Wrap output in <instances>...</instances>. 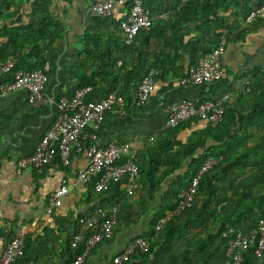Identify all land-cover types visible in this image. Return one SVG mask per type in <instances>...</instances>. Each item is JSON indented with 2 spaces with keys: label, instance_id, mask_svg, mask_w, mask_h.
I'll return each mask as SVG.
<instances>
[{
  "label": "trees",
  "instance_id": "16d2710c",
  "mask_svg": "<svg viewBox=\"0 0 264 264\" xmlns=\"http://www.w3.org/2000/svg\"><path fill=\"white\" fill-rule=\"evenodd\" d=\"M24 1L0 0V24L9 22L12 25L1 27L0 39L6 41L0 42V61L14 60L17 70L45 72L46 55L63 34L64 28L50 15V6L55 0H32L28 24H21L22 20L17 16ZM263 1L260 0L258 5ZM242 2L178 0L171 9L176 16L168 20L160 18L150 2L144 1L151 11L152 25L141 30L129 46L124 44L119 29L123 18L116 20L112 14L108 17L95 15L90 32L85 33L79 62L72 75L76 87L67 96L77 89L91 87L92 92L86 98L88 101H97L116 91L129 103L150 70H157V78L180 72V67L177 70L172 67L181 56L183 36L192 35L191 38L203 41L209 51L217 48L221 39H225L226 43L242 39L253 26H241L245 23V16L253 9ZM231 11L235 14L232 22L227 16ZM261 22L263 20L257 21ZM196 63L189 66L185 74ZM247 82L241 91L226 96L222 122L216 126L207 124L202 132L205 138L211 139L216 145L207 148V141L200 137L201 132L194 133L185 143L178 141L180 131L189 122L196 121L190 120L163 134L158 153L149 156L151 167L146 168L142 162L134 160L139 168V183L150 190L160 189L167 178L181 169L186 161L189 160L190 164L183 181L177 178L167 185L162 207L146 232L132 240H147V252L137 251L123 264H209L224 256L232 236L230 230L249 234L256 229L259 219L264 215V66L251 75ZM209 158L215 160L216 164L201 174L191 206L173 216L156 233L158 220L175 209L179 194L188 188ZM55 161L59 162L58 156ZM162 168V173L158 175V170ZM251 169H254L255 176L233 193L236 200L231 205L230 213L221 216L219 224L211 231H196L194 224L202 226V217L210 212L209 207L216 200L220 189L233 187L227 172L240 174ZM228 180L229 184H225ZM89 189L94 193L92 186ZM99 194L100 199L107 198L108 201L98 209L117 207L119 225L129 204L128 201L124 202V184L111 185L108 191ZM86 203H92L91 197ZM186 251H190V254H185ZM253 251L251 248L244 254L242 264H253ZM79 252L72 250L71 260Z\"/></svg>",
  "mask_w": 264,
  "mask_h": 264
},
{
  "label": "crops",
  "instance_id": "0c3cea01",
  "mask_svg": "<svg viewBox=\"0 0 264 264\" xmlns=\"http://www.w3.org/2000/svg\"><path fill=\"white\" fill-rule=\"evenodd\" d=\"M31 1H24L17 16L23 25L28 24ZM144 1L150 2L160 18L169 20L176 16L175 11L171 9L176 6L178 0ZM259 1L243 0L242 4L255 8ZM91 4V0H55L50 6L52 19L64 28V32L46 55L44 71L48 76L45 87L47 103L39 108L29 106L25 90L0 96V256L14 234L22 231L25 235L24 255L16 264H68L72 253L69 248L70 240L78 231L79 220L92 216L101 204L108 201L107 198L100 199L99 193H93L89 189L92 184L76 185L77 172L87 165L84 153L73 154L67 167L55 161L41 172L25 170L19 176L15 173L17 162L32 154L34 145L56 119L57 101L62 96L69 95L76 87L72 75L79 62L85 33L90 32L95 16L90 9ZM124 15V6L115 4L112 10L113 18L120 20ZM227 16L232 22L235 14L231 11ZM245 25L247 24L243 23L242 28L246 27ZM252 25L251 30L242 39L226 43L222 56V80L208 86L179 84L178 79L186 73L187 68L209 51L203 41L191 38L192 35L183 36L181 56L172 67L174 70L180 67V72L156 78L146 104L132 110L129 115L120 117L106 114L97 134L98 144L116 142L127 150V154L123 155L125 158L130 156L129 158L142 162L144 167H151L149 156L158 153L157 149L165 133L162 126L171 103L201 98L218 100L223 96L233 95L247 85L251 75L263 68L264 20ZM3 26L12 25L9 22L2 23L0 30ZM5 41L6 39H0L1 43ZM207 124L201 120L189 122L180 131L177 140L185 143L194 133L201 132L200 137L207 141V148L216 145L202 134ZM189 164L190 161H186L181 169L167 178L160 189L150 190L139 183V190L131 197L127 196L124 190V202H129L126 215L122 217L118 227L114 228L112 237L90 251L84 264H111L134 238L146 232L148 225L162 207V198L168 190L167 185L177 178L183 181ZM162 171L163 168L159 169L157 174L160 175ZM227 175L233 187L220 189L216 200L209 207L210 212L202 217V226L194 224L196 231L205 229L207 233L217 227L221 216L230 213L231 205L235 203L233 193L251 181L255 171L251 169L240 174L228 171ZM229 180L225 184H229ZM64 182L69 186V193L61 198L48 214V198L58 191ZM254 193L252 190V194ZM88 197L92 200L90 204L86 203ZM188 252L185 254H190ZM162 256L165 257L166 254ZM209 264L229 262L221 255ZM253 264H264V255L261 258L254 257Z\"/></svg>",
  "mask_w": 264,
  "mask_h": 264
},
{
  "label": "built area",
  "instance_id": "2783aa9c",
  "mask_svg": "<svg viewBox=\"0 0 264 264\" xmlns=\"http://www.w3.org/2000/svg\"><path fill=\"white\" fill-rule=\"evenodd\" d=\"M120 4L125 8V15L120 21L119 29L126 46L133 43L137 34L152 25L151 11L144 0H102L91 4L90 9L100 17L112 14L113 6ZM264 20V1L245 16L249 25ZM225 39H221L217 48L200 58L196 65L189 68L185 76L178 79L181 86L212 85L222 80V56L225 50ZM157 70H150L138 85L129 103L116 91H112L97 101L86 98L92 92L91 87L75 90L70 96L64 95L57 101L58 115L46 134L34 145L32 154L20 159L16 166V175L25 170L41 172L44 167L53 163L56 156L62 166L67 167L72 154L84 153L87 165L77 172L76 185L92 184L96 193L109 190L111 185L123 183L125 194L133 196L140 188L139 168L132 158H125L127 150L116 142L99 145L97 134L106 114L127 116L132 110L143 107L151 95ZM48 76L43 71L17 70L14 60L0 61V96L17 90H25L29 106L39 108L47 103L45 87ZM226 96L218 100H183L171 103L162 131L173 130L190 120L205 121L216 126L223 120V104ZM88 129V130H87ZM216 164L209 158L192 179L188 188L179 194L178 204L172 212L166 213L158 220L155 232H159L173 216L189 208L197 194L198 182L202 173ZM69 193V186L64 182L58 191L48 198L47 213L50 214L59 200ZM117 207L109 210L99 208L95 213L79 220L78 231L70 240V249L80 252L68 264H84L90 251L98 244L110 239L118 225ZM231 237L226 245L224 257L229 264H242L244 254L251 248L253 256L264 255V215L259 219L255 230L249 234L230 230ZM25 235L16 232L6 244L0 264H16L24 255ZM149 243L144 239L130 242L123 252L116 256L111 264H123L137 251L147 252Z\"/></svg>",
  "mask_w": 264,
  "mask_h": 264
},
{
  "label": "clouds",
  "instance_id": "9594fccd",
  "mask_svg": "<svg viewBox=\"0 0 264 264\" xmlns=\"http://www.w3.org/2000/svg\"><path fill=\"white\" fill-rule=\"evenodd\" d=\"M101 1H102V0H101ZM257 6H258V5H257ZM244 22H245V20H244ZM103 119H104V118H103ZM209 125H210V124H209ZM47 131H48V130H47ZM30 155H31V154H30ZM71 156H72V155H71ZM59 162H60V161H59ZM50 165H51V164H50ZM46 167H47V166H46ZM46 167H44V168H46ZM44 168H43V169H44ZM35 172H36V171H35Z\"/></svg>",
  "mask_w": 264,
  "mask_h": 264
}]
</instances>
